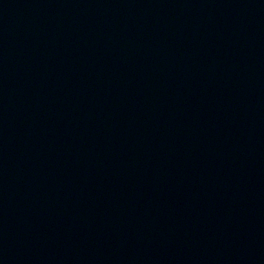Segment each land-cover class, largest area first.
Returning a JSON list of instances; mask_svg holds the SVG:
<instances>
[{
  "label": "water",
  "instance_id": "95a60500",
  "mask_svg": "<svg viewBox=\"0 0 264 264\" xmlns=\"http://www.w3.org/2000/svg\"><path fill=\"white\" fill-rule=\"evenodd\" d=\"M0 264H264V0H0Z\"/></svg>",
  "mask_w": 264,
  "mask_h": 264
}]
</instances>
